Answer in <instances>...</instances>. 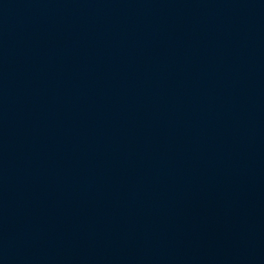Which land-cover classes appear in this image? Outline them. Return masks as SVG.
<instances>
[{"label":"water","instance_id":"95a60500","mask_svg":"<svg viewBox=\"0 0 264 264\" xmlns=\"http://www.w3.org/2000/svg\"><path fill=\"white\" fill-rule=\"evenodd\" d=\"M0 264H264V0H0Z\"/></svg>","mask_w":264,"mask_h":264}]
</instances>
